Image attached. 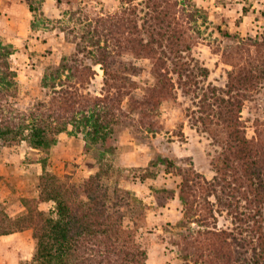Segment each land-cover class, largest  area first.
Wrapping results in <instances>:
<instances>
[{
    "label": "rangeland",
    "instance_id": "rangeland-1",
    "mask_svg": "<svg viewBox=\"0 0 264 264\" xmlns=\"http://www.w3.org/2000/svg\"><path fill=\"white\" fill-rule=\"evenodd\" d=\"M190 1L191 6L179 1L177 9L190 48L185 60L206 68L209 76L199 74L198 86L176 83L173 98L166 99L149 118L128 111L125 97L123 123L113 135V154L87 147L86 130L78 133L72 127L58 136L49 153L33 150L26 142L0 140L2 214L18 221L27 208L54 212V203L39 200V177L48 173L80 188L102 167L111 188L129 191L143 203L145 220L137 235L147 253L146 264H196L199 255L205 256L195 253V241L202 240L197 232L208 230L234 236L233 249L245 259L240 264L253 262L254 250L260 253L264 243L259 240L264 236V203L257 204L264 198V0ZM32 4L34 13L26 0H0V44L13 49L9 62L18 84L3 104L5 116L16 123L48 100L45 73L60 66L64 57H75L83 33L79 19L85 14L91 18L114 14L122 8L121 0H32ZM80 8L84 14L69 17ZM126 59L142 69L131 77L137 84L132 93L140 98L153 84L151 63ZM85 65L91 67L89 61ZM91 68L95 74L81 94L102 97L107 90L103 69L100 65ZM239 77L244 78L241 87L236 81ZM231 84H237L231 95L240 102L234 115L237 128L262 160L259 175L241 173L243 178L236 184L224 170L228 132L214 125L212 116L213 125L206 124L202 102L203 93L224 96L220 91H229ZM160 158L173 166L160 164ZM256 185L262 186L263 196L254 193ZM124 224L137 229L132 218H125ZM35 248L32 229L0 236V264H31Z\"/></svg>",
    "mask_w": 264,
    "mask_h": 264
},
{
    "label": "trees",
    "instance_id": "trees-1",
    "mask_svg": "<svg viewBox=\"0 0 264 264\" xmlns=\"http://www.w3.org/2000/svg\"><path fill=\"white\" fill-rule=\"evenodd\" d=\"M121 1V10L114 14L93 18L85 14L79 19L83 33L76 43L75 57H64L60 66L45 73L43 87L50 90L48 100L39 102L33 110L22 115L19 123L5 116L4 98L11 89L17 91L18 84L9 62L13 49L0 44V140L26 142L33 150L49 153L58 143V136L72 127L78 133L86 130L87 147H100L104 154H113V135L115 127L123 123L125 115L121 105L125 97L128 111L138 112L140 118H149L166 99L173 98L176 83L198 86L195 79L199 74L209 76L206 68L185 60L184 53L190 48L186 45L177 10L181 0H142L138 4H134L135 0ZM26 2L29 11L34 13L32 0ZM183 4L191 6V1L184 0ZM84 12L80 8L69 13V17L74 19ZM128 57L151 63L149 73L153 84L146 87L140 98L132 93L137 84L131 77L138 76L142 69L128 61ZM86 61L91 67H102L106 95L81 94L85 83L95 74L85 65ZM174 76H177L176 81ZM236 81L239 87L244 85V78L239 77ZM237 84H231L227 92L220 91L228 99L214 93L212 96L203 93L202 99L206 124L211 123L212 116L214 125H221L222 130L228 132L224 141V170L229 171L235 184L242 180L241 173L244 177L248 171H253L250 177L259 175L262 164L259 152L241 136L234 119L240 102L231 93ZM208 101L213 102L207 104ZM213 106L217 110H213ZM152 126L150 123V128ZM159 161L167 168L173 166L167 158ZM106 175L101 167L84 181L82 187L75 188L61 182L57 176L45 173L39 177V200L54 203L55 211L46 214L27 208V213L18 221L0 212V236L32 229L36 248L31 264H146L147 253L137 235L139 225L145 220L143 203L129 191L111 188ZM256 186L254 193L263 196L262 186ZM25 203L29 204V201L25 200ZM262 203L264 198L257 201L259 205ZM127 217L135 220L137 232L125 226ZM197 233L202 240L195 241V253L201 251L205 256L199 255L196 264H240L241 259L245 261L233 249L234 236L224 231ZM259 240L264 241V236L260 235ZM261 247L260 253L258 249L254 250L251 264H264V243Z\"/></svg>",
    "mask_w": 264,
    "mask_h": 264
}]
</instances>
